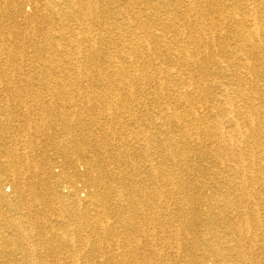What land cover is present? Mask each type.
I'll use <instances>...</instances> for the list:
<instances>
[{
  "label": "bare ground",
  "instance_id": "1",
  "mask_svg": "<svg viewBox=\"0 0 264 264\" xmlns=\"http://www.w3.org/2000/svg\"><path fill=\"white\" fill-rule=\"evenodd\" d=\"M13 1L0 0V21L20 17L22 28L6 34L0 22V84L26 90L6 96L22 103L37 79L40 113L59 100L76 110L47 109L44 120L23 124L60 119L67 128L81 121L78 103L104 115L130 103L136 130L116 144L115 131L101 128L83 172L93 188L85 199L76 186L59 195L46 163L33 162L29 146L15 149L13 169L23 165L5 177L15 219L34 213L45 226L56 215L61 231L29 243L32 228L11 221L0 255L21 253L22 264L94 256L103 264H264V0H30V16ZM88 144L75 137L71 149Z\"/></svg>",
  "mask_w": 264,
  "mask_h": 264
},
{
  "label": "rangeland",
  "instance_id": "2",
  "mask_svg": "<svg viewBox=\"0 0 264 264\" xmlns=\"http://www.w3.org/2000/svg\"><path fill=\"white\" fill-rule=\"evenodd\" d=\"M9 1L14 2L13 0H9ZM19 6H20L19 8L22 11L26 12V14L29 16L33 14L36 9V3L30 0H26V1L23 0V4L20 3ZM17 18L19 19V21L17 19L13 20L12 18L8 16L7 17L5 16V18L4 17L2 18V21L0 22H1V25H3L4 27L3 28L4 33L6 34L11 33L12 35H16V31H19L20 28H22V25H21L22 21L20 17H17ZM18 26H21V27H18ZM96 26H99L98 23ZM22 33L24 35L28 34L27 31H23V30H22ZM19 43H18L19 45H24L22 42H19ZM20 67L21 69L15 70L17 73L21 71L22 72L26 71L25 69L26 66L24 67L20 66ZM73 71L74 69H70V68L68 70L66 69L65 75L71 74L73 73ZM98 84L100 83L97 82V86L96 84H94L95 86L93 85L95 89H98V86H99ZM32 85L35 86L33 90H29L27 88V91L31 92L33 95H37V93L44 94L43 92H45V89L37 88V86L39 85V81L37 79L33 80ZM17 88L21 90H26V88L22 85V83H18V82L15 84L10 83L9 85L0 84V157H1L0 158V187H1V191H0V237L10 236L11 233H13L12 229L10 228L11 227L10 222L17 221V222L22 223L23 226L28 227V229L32 228V229H29V230H32L30 231L31 237L29 238L31 241L29 239L27 241L29 243H35L36 241H38L39 237L46 239L47 237H49V235L56 234V233H57L56 235H58L61 231L60 224H58V222L61 223L60 221L61 219L60 217L58 218L56 215H54L53 217L49 218V221L51 223L49 222V224L47 225L45 224V226L37 222L36 219H39V217L37 218V214H34V213L28 217L23 218L22 220L15 219L17 218L16 216H18L19 214L17 213V211L10 210V206L8 203L10 200V197L7 196V195L13 194L14 187L11 182L12 180L6 179L5 177H7L8 172H11V170L16 169V167H20V165H23V162L21 161L18 162V165L13 169L14 164L17 162V161L13 162V156H12L13 152L15 154V151L17 150L16 152L19 155H21L20 153L25 151L24 150L25 147L28 149L30 147V149H32V152L31 151L30 152H31V155H33L31 156L33 162L46 163L47 172L51 180L53 181L54 185L56 186V189L59 195L61 196L63 194L67 195L69 189L76 186L75 187V192L77 193L76 195L79 196L81 199H85L88 192L93 188L89 185V182L85 180L86 177H84L83 175L84 173H86L85 171H86L88 162L92 158V155L95 154L94 153L95 148L101 138L100 137L101 136L100 132L102 131L101 128L102 127L106 129L112 128L115 131V134L113 138L110 140V142H113L116 144L120 143L121 140L125 139V136L127 137L129 134H133L134 131L136 130V128L132 127L131 125L132 121L135 122L136 117L135 116L132 117L130 114L132 113V110L135 108V105L130 104V103L127 104L126 110L122 111V113L123 112L124 113L121 115L118 114V113H121V111L118 109L111 110L110 114L104 115V114H101V111H99V107L87 105L89 107L86 108L85 106H81V103H78L76 107L79 106L80 109L76 114V119L80 118L81 119L80 123H77V120L72 121L67 128H64L65 125H62V121L60 119L57 118L58 119L57 121L53 118L54 119L53 121H56V123L53 122V124L46 125L44 127L42 126L40 129H36L34 127L32 128L26 127V125H24L23 123H25L26 121H30L31 126L35 123H39L41 120H44L45 118L44 112L47 109L51 111L53 110L55 114H60L61 109H65L68 111L69 110L76 111L73 109L75 107H71V105L69 104H64L62 108V103H60L61 100H59L53 104L47 105L48 107L47 106L43 107L42 112L40 113L41 109H38L39 105L36 103V100L38 99L39 102H42L44 99L39 98V97H34L33 95L25 96L23 98H26V99L22 100V103H21L20 102L21 100H16L17 98L15 97L8 98L6 96V94L9 91H11L12 89L18 90ZM78 88H80L81 90H86V82L84 81L81 85L78 86ZM89 89L91 90V88ZM62 99H65V96H62ZM149 109L152 110L153 107L150 106ZM8 110L9 111L13 110L14 112L19 113V116L18 117L17 116L7 117ZM151 110H149L150 113H151ZM26 112H29V113L26 116H23ZM80 112L81 113L83 112V114H80ZM56 117L57 115H55V118ZM91 117L92 118L94 117L96 119L97 121L96 125L90 124L89 120ZM24 118H26L27 120L24 121ZM5 128L8 130H6ZM74 133L75 135H73ZM18 136H19V139H18ZM75 137L79 140H85L86 142L89 143L88 145L83 146V149L81 150L82 152H77L71 149V142H72V139ZM33 140H35L34 144H32ZM23 143L25 144L23 145ZM115 151H118V150L116 149ZM196 162L197 164H201L203 162V158L200 157V155H197ZM81 178L83 181L81 180ZM66 186H72V187L66 188ZM47 212L49 213V211ZM29 220L31 221L29 222ZM31 222H33V224ZM44 227L45 229L42 230ZM41 232L43 235L41 234ZM16 254L17 252H12V254L9 252L7 254L0 255V264H14L15 262H17L18 264L19 263L22 264L24 260L22 258L23 257L22 254L21 253L17 255ZM60 258L62 262H65V263L70 260V258L67 255V252H62L60 255ZM43 259L47 261H52L53 257L45 256ZM86 264H103V259L98 256H94L91 258L89 257Z\"/></svg>",
  "mask_w": 264,
  "mask_h": 264
}]
</instances>
